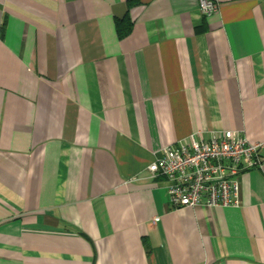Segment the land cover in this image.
Returning a JSON list of instances; mask_svg holds the SVG:
<instances>
[{"label": "crops", "instance_id": "1", "mask_svg": "<svg viewBox=\"0 0 264 264\" xmlns=\"http://www.w3.org/2000/svg\"><path fill=\"white\" fill-rule=\"evenodd\" d=\"M128 1L0 0V264H264V162L239 207L145 171L194 132L264 141V0Z\"/></svg>", "mask_w": 264, "mask_h": 264}, {"label": "built area", "instance_id": "2", "mask_svg": "<svg viewBox=\"0 0 264 264\" xmlns=\"http://www.w3.org/2000/svg\"><path fill=\"white\" fill-rule=\"evenodd\" d=\"M218 6L216 0H198L206 17ZM262 149L264 141L249 142L241 130L210 131L207 137L198 131L160 149L145 171L165 179L171 208L239 207L242 174L261 166Z\"/></svg>", "mask_w": 264, "mask_h": 264}, {"label": "trees", "instance_id": "3", "mask_svg": "<svg viewBox=\"0 0 264 264\" xmlns=\"http://www.w3.org/2000/svg\"><path fill=\"white\" fill-rule=\"evenodd\" d=\"M133 2H134L133 0H129L127 2V5L130 6ZM115 27H116L118 36L122 37L128 34V32L130 31L131 21L127 16L123 17L122 19H116ZM202 29H204V27Z\"/></svg>", "mask_w": 264, "mask_h": 264}]
</instances>
